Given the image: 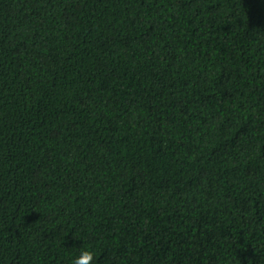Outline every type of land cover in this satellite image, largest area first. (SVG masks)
Instances as JSON below:
<instances>
[{
	"label": "trees",
	"instance_id": "trees-1",
	"mask_svg": "<svg viewBox=\"0 0 264 264\" xmlns=\"http://www.w3.org/2000/svg\"><path fill=\"white\" fill-rule=\"evenodd\" d=\"M264 264V0H0V264Z\"/></svg>",
	"mask_w": 264,
	"mask_h": 264
},
{
	"label": "clouds",
	"instance_id": "clouds-1",
	"mask_svg": "<svg viewBox=\"0 0 264 264\" xmlns=\"http://www.w3.org/2000/svg\"><path fill=\"white\" fill-rule=\"evenodd\" d=\"M93 259L91 252L83 251L80 256L73 260V264H89V261Z\"/></svg>",
	"mask_w": 264,
	"mask_h": 264
}]
</instances>
